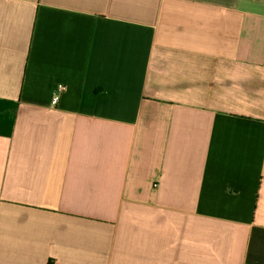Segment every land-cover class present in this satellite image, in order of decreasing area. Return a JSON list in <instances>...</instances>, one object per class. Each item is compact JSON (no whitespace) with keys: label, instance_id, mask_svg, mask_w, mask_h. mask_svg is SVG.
<instances>
[{"label":"crops","instance_id":"1","mask_svg":"<svg viewBox=\"0 0 264 264\" xmlns=\"http://www.w3.org/2000/svg\"><path fill=\"white\" fill-rule=\"evenodd\" d=\"M0 264H264V0H0Z\"/></svg>","mask_w":264,"mask_h":264},{"label":"built area","instance_id":"2","mask_svg":"<svg viewBox=\"0 0 264 264\" xmlns=\"http://www.w3.org/2000/svg\"><path fill=\"white\" fill-rule=\"evenodd\" d=\"M67 91V87L63 84H59L56 86L53 96H52V102L56 106L59 104L62 95Z\"/></svg>","mask_w":264,"mask_h":264}]
</instances>
